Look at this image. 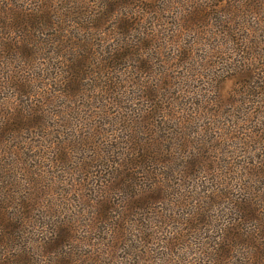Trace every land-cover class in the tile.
<instances>
[{"label":"rangeland","instance_id":"rangeland-1","mask_svg":"<svg viewBox=\"0 0 264 264\" xmlns=\"http://www.w3.org/2000/svg\"><path fill=\"white\" fill-rule=\"evenodd\" d=\"M161 4L155 20L175 28L183 5ZM224 4L221 17L234 18ZM249 16L252 29L238 17L235 39L213 29L190 39L186 51L138 49L136 64L114 73L110 88L100 81L108 69L99 66L66 95L61 78L46 75L47 64L36 73L28 64L0 62V264H264V12ZM150 21L146 15L137 39ZM64 54L53 60L61 67ZM153 104L163 120L152 137L139 130L138 145L150 149L141 162L129 156L135 130H121L131 124L120 115L152 111ZM227 143L234 181L226 183L256 211L240 233L220 198ZM128 163L137 166L136 199L147 210L118 191ZM106 198L121 208L115 227L96 221ZM125 211L135 216L125 220ZM69 227L76 230L68 234Z\"/></svg>","mask_w":264,"mask_h":264},{"label":"trees","instance_id":"trees-1","mask_svg":"<svg viewBox=\"0 0 264 264\" xmlns=\"http://www.w3.org/2000/svg\"><path fill=\"white\" fill-rule=\"evenodd\" d=\"M161 2H176L183 5L182 12L184 11L185 15L180 16L179 23L173 29H165L159 19L155 20L154 15L166 7ZM223 2L224 7L232 12L234 18L224 20L225 18L221 17L218 9ZM259 12H264V0H154L153 2L144 0H0V62L8 61L6 63L15 65L28 64L35 72L39 71L38 65L47 64L48 67L44 68V71L48 73L46 75H58L62 80L60 85L65 84L66 95L69 89L71 92L78 90L90 75L98 74L94 68L99 66L108 69V73L104 74L100 81H108L107 87L110 88L113 86L111 76L114 73L118 75L124 71V66L136 64L138 49L144 51L154 46L186 51L190 39L195 42L205 30L210 33L213 29H222L221 37L229 36L235 39L239 31L238 25H235L238 22L237 18L246 20V17L244 29L251 30L249 15H257ZM146 15L153 16V21L148 22L149 25L145 28L147 33L142 30L137 39L136 33L144 26ZM188 34L193 36L190 38ZM160 35H162L161 38ZM157 39L166 47H160L162 45L157 44ZM166 39L169 42L174 41L175 44L167 45L164 43ZM177 41L184 44H176ZM64 53H68V62L61 67L63 63H55L53 60L56 57L62 60ZM27 83L34 86V80L32 81L29 76ZM32 89L34 90L35 87ZM143 93L148 97L154 95V92ZM28 94L29 97L33 95L29 92ZM120 103L116 102V105ZM121 107L123 106H117L122 110ZM153 107L152 111L142 110L140 114L139 110H134V113L122 112L120 115L122 122L131 124L129 127L124 126L121 130L127 129L128 132L135 130L131 133L133 136L130 142L138 149L133 151V147L129 156L135 154V159H141V162L150 153V149H143L138 145L144 141V138L139 137V130L145 129L147 131L145 135L152 137L158 133L159 123L163 120L161 111L164 110L158 104H153ZM128 109L131 110V108ZM133 124L137 127H133ZM232 149L233 145L227 143L222 151L220 160L222 196L220 198L227 200L225 206L229 213L228 221L237 228L236 233H240V223L254 216L256 211L251 209L250 203L244 200L245 197L239 201L233 184L229 183L230 186H228V182L234 181L232 178L234 173L231 170L234 164ZM206 162L210 164L211 160L200 162L198 167ZM135 168H137L135 164H127V171L120 175L118 191L123 193L125 203L135 209L147 210L150 207L149 204H144L140 198L136 199L139 196L137 194L139 186L134 176ZM183 170L187 171V167L183 166ZM122 176L123 179H121ZM118 209H121L119 205L111 203V200L106 198L100 203L97 211V224L105 222L104 224L110 223L114 227L119 225L120 223L117 222L120 215H116ZM210 210L211 208H207V212L204 211L208 213ZM123 214L125 220L135 216L131 211L129 213L125 211ZM208 218L203 221L211 222ZM113 222L116 223L112 224ZM75 230V227L66 228L68 234Z\"/></svg>","mask_w":264,"mask_h":264}]
</instances>
